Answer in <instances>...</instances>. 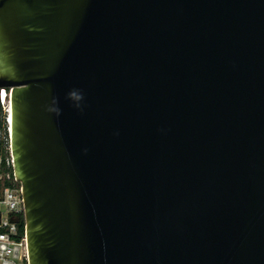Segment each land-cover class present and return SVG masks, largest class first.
I'll return each mask as SVG.
<instances>
[{
    "label": "water",
    "instance_id": "obj_1",
    "mask_svg": "<svg viewBox=\"0 0 264 264\" xmlns=\"http://www.w3.org/2000/svg\"><path fill=\"white\" fill-rule=\"evenodd\" d=\"M27 264H264V0H0Z\"/></svg>",
    "mask_w": 264,
    "mask_h": 264
},
{
    "label": "built area",
    "instance_id": "obj_2",
    "mask_svg": "<svg viewBox=\"0 0 264 264\" xmlns=\"http://www.w3.org/2000/svg\"><path fill=\"white\" fill-rule=\"evenodd\" d=\"M3 91L9 93L10 99V88H0V112H3L0 115V264H27L25 224L23 235L18 231L19 216H24V200L22 186L13 172L9 115L2 102Z\"/></svg>",
    "mask_w": 264,
    "mask_h": 264
},
{
    "label": "bare ground",
    "instance_id": "obj_3",
    "mask_svg": "<svg viewBox=\"0 0 264 264\" xmlns=\"http://www.w3.org/2000/svg\"><path fill=\"white\" fill-rule=\"evenodd\" d=\"M2 102L5 105V108L7 109L9 118H8V124L11 123L12 121V114H11V104H10V99H9V93L3 91L2 93Z\"/></svg>",
    "mask_w": 264,
    "mask_h": 264
},
{
    "label": "trees",
    "instance_id": "obj_4",
    "mask_svg": "<svg viewBox=\"0 0 264 264\" xmlns=\"http://www.w3.org/2000/svg\"><path fill=\"white\" fill-rule=\"evenodd\" d=\"M1 120H0V125H1ZM24 224H25V221H24V216L23 214H20L19 216V222H18V231H19V234L20 235H23L24 233Z\"/></svg>",
    "mask_w": 264,
    "mask_h": 264
},
{
    "label": "rangeland",
    "instance_id": "obj_5",
    "mask_svg": "<svg viewBox=\"0 0 264 264\" xmlns=\"http://www.w3.org/2000/svg\"><path fill=\"white\" fill-rule=\"evenodd\" d=\"M2 114H3V112L2 113L0 112V115H2Z\"/></svg>",
    "mask_w": 264,
    "mask_h": 264
}]
</instances>
